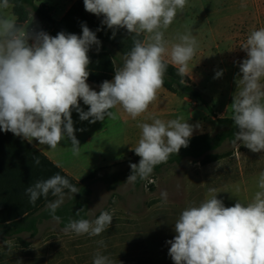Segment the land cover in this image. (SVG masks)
<instances>
[{
	"label": "clouds",
	"instance_id": "9594fccd",
	"mask_svg": "<svg viewBox=\"0 0 264 264\" xmlns=\"http://www.w3.org/2000/svg\"><path fill=\"white\" fill-rule=\"evenodd\" d=\"M83 3L87 12L102 15V23L109 29L125 28L134 34L133 47L124 55L114 78L102 82L99 92L87 83L89 49L100 45L95 32L86 24L81 25L79 36L63 31L51 36L43 30H30L33 17L30 22L18 23L15 15L7 13L13 7L10 0L0 2V131L11 132L30 144L35 140L51 149L67 140L73 155H79L73 110L81 121L95 123L106 117L116 119L117 113L112 109L120 106L136 119L156 100L169 62L177 67L178 75H186L198 41L187 32L178 34V42L171 43L165 39V32L178 12H183L187 0H83ZM140 36L143 40L138 39ZM240 48L247 58L239 63L240 75L230 105L237 128L233 143L239 142L260 153L264 152V27L253 30ZM222 75L223 70L216 71L214 78ZM180 83L184 84V80ZM80 101L89 106L87 111L81 108ZM151 120L137 125L141 135L132 150L140 160L138 164H130L132 172L127 183L148 178L155 166L166 163L182 147H188L194 130L201 127L181 118ZM39 162L37 158L35 163ZM258 189L249 202L238 199L233 206H225L217 198V190L210 188V198L182 210L174 223L176 235L166 242L174 264H264V172L260 173ZM65 190L69 198L80 192L66 177L56 174L38 181L26 193L32 204L40 197L47 198L50 192L57 197L48 203L47 210L59 221L55 213L64 203ZM161 195L167 199V192ZM112 220V213L102 211L92 220H70L63 231L97 236ZM93 264H113V261L97 252Z\"/></svg>",
	"mask_w": 264,
	"mask_h": 264
},
{
	"label": "rangeland",
	"instance_id": "374dc122",
	"mask_svg": "<svg viewBox=\"0 0 264 264\" xmlns=\"http://www.w3.org/2000/svg\"><path fill=\"white\" fill-rule=\"evenodd\" d=\"M35 2L50 5L57 2L61 8L59 0ZM57 12L56 18L60 11ZM31 19L30 30H43L36 16ZM261 27H264V0H187L183 12H178L166 30L165 39L175 43L178 34L187 32L197 39L198 47L188 62L186 74L209 99V108L196 99L162 87L152 102L153 117L164 121L181 118L192 125L200 124L192 136L218 133L222 129L218 119L232 117L230 105L240 75L239 63L247 58L240 46L253 30ZM219 70H223L222 77L214 78ZM72 116L77 118L79 114L73 110ZM216 152L229 154L205 166L184 161L166 167L139 185L127 183L128 176H118L112 182L101 178L127 169L129 157L121 159L119 166L96 171L95 179L87 182L85 216L92 220L102 211L112 213V223L104 232L97 236L65 234L58 221L46 220L35 237L21 235L30 241L29 245L20 243L16 237L0 235V264H93L97 252L108 256L113 264H174L166 242L175 237L174 223L182 210L210 198V188L217 190V198L225 206H233L238 199L247 203L259 190L258 178L254 177L264 172V152L254 153L239 142H225ZM238 181H243L239 188L232 186ZM231 186L232 195L226 198L220 195ZM65 192L61 206L73 200ZM162 192H167L166 200Z\"/></svg>",
	"mask_w": 264,
	"mask_h": 264
},
{
	"label": "trees",
	"instance_id": "16d2710c",
	"mask_svg": "<svg viewBox=\"0 0 264 264\" xmlns=\"http://www.w3.org/2000/svg\"><path fill=\"white\" fill-rule=\"evenodd\" d=\"M2 2V0H0ZM13 5L12 12L18 18V23H25L32 16L43 21V31L51 36L63 31L65 33L82 35V24L96 33L100 41L99 47L92 45L88 56V80L100 86L103 81L111 80L115 70L123 62L124 55L133 47V36L125 28L109 29L102 23L104 17L89 13L84 8L83 0H75L64 16L56 20L52 17L53 7L44 3L36 4L35 0H10ZM115 31V35L113 32ZM143 36L138 39L143 40ZM181 79L184 84H181ZM164 89L171 93L187 95L198 100L209 108V99L192 82L186 74L178 75L177 67L168 63L164 76ZM222 129L214 134L194 135L189 139L188 147H182L178 154H172L166 163L155 166L153 172L146 179H137V185L151 179L166 167L180 165L184 161L199 163L202 166L217 162L228 156L225 152H216L225 142L233 143L237 128L234 126L232 117L218 119ZM39 159V164L35 163ZM140 157L134 150L128 160L129 167L125 170L104 174L101 177L105 181H117L118 176L127 177L132 170L130 164H138ZM114 165L119 166V163ZM104 168L99 169L104 170ZM98 171V170H97ZM96 172V171H95ZM95 172L81 180H75L55 165L45 154L32 144L15 136L11 132L0 131V235L11 238L16 237L20 243L29 245L30 241L21 238L22 234L35 237L39 232L40 225L53 219L47 210L48 203L54 198L49 193L48 197H40L35 204L30 203V197L26 189L34 186L38 181H44L56 174L66 177L71 184L75 185L80 192L76 193L72 202H69L56 210L55 215L60 217L59 225L65 228L70 220L87 219L85 212L88 203V180L95 179ZM152 189L153 185H149ZM67 191V190H65ZM80 209V215L76 212Z\"/></svg>",
	"mask_w": 264,
	"mask_h": 264
},
{
	"label": "crops",
	"instance_id": "0c3cea01",
	"mask_svg": "<svg viewBox=\"0 0 264 264\" xmlns=\"http://www.w3.org/2000/svg\"><path fill=\"white\" fill-rule=\"evenodd\" d=\"M74 1L59 0L61 8H59L57 2L53 5H50L49 2L43 3L54 8L52 17L59 20ZM57 11H60V13L56 18ZM7 13L14 15L12 7L7 10ZM37 20L44 27L43 21ZM27 22H30V20ZM87 83L93 90L100 91V86L89 80H87ZM80 106L85 111L89 107L84 105L83 101H80ZM112 111L117 113L116 119L106 117L104 121H96L95 123H90L87 120L81 121L79 117L74 118L72 116L74 118L72 119L74 128L76 129L75 136L80 143L79 155H73L71 143L67 140L61 141L55 149H51L47 145H40L35 140L31 144L45 154L55 165H59L58 167L66 174L79 181L101 168L112 166L119 163L121 159L130 157L132 149L137 146L141 135V129L137 125L143 122L151 123V118H153L152 103L149 105L147 112L136 119H132L124 113L120 106L112 109ZM118 156H121V158L119 159ZM254 178L259 179V174L255 175ZM242 184L243 181H238L232 186L239 188ZM232 186L226 188L222 193L220 192V195L224 198L232 195Z\"/></svg>",
	"mask_w": 264,
	"mask_h": 264
}]
</instances>
